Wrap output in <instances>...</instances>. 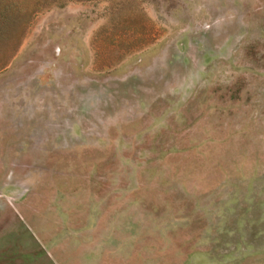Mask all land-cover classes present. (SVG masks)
Returning a JSON list of instances; mask_svg holds the SVG:
<instances>
[{
    "label": "rangeland",
    "instance_id": "374dc122",
    "mask_svg": "<svg viewBox=\"0 0 264 264\" xmlns=\"http://www.w3.org/2000/svg\"><path fill=\"white\" fill-rule=\"evenodd\" d=\"M0 264H264V0H0Z\"/></svg>",
    "mask_w": 264,
    "mask_h": 264
},
{
    "label": "trees",
    "instance_id": "16d2710c",
    "mask_svg": "<svg viewBox=\"0 0 264 264\" xmlns=\"http://www.w3.org/2000/svg\"><path fill=\"white\" fill-rule=\"evenodd\" d=\"M2 8V7H1Z\"/></svg>",
    "mask_w": 264,
    "mask_h": 264
}]
</instances>
